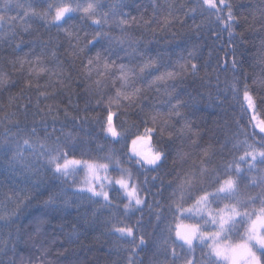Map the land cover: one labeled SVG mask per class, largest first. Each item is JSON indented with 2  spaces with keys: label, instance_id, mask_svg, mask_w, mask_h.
Wrapping results in <instances>:
<instances>
[{
  "label": "trees",
  "instance_id": "16d2710c",
  "mask_svg": "<svg viewBox=\"0 0 264 264\" xmlns=\"http://www.w3.org/2000/svg\"><path fill=\"white\" fill-rule=\"evenodd\" d=\"M94 2L93 18L57 26L49 5L61 0H0V264H214L205 245L180 247L176 227L197 221L176 207L214 191L217 176L236 177L242 199L264 193V162L240 160L264 149L244 99L264 120V0H226L231 20L202 0ZM110 112L117 137L105 131ZM146 128L158 167L131 153ZM52 149L108 163L113 180L130 172L143 203L125 209L115 184L108 201L82 191L88 176L56 173Z\"/></svg>",
  "mask_w": 264,
  "mask_h": 264
},
{
  "label": "snow or ice",
  "instance_id": "6c2138e0",
  "mask_svg": "<svg viewBox=\"0 0 264 264\" xmlns=\"http://www.w3.org/2000/svg\"><path fill=\"white\" fill-rule=\"evenodd\" d=\"M10 2L11 0H7L5 8ZM97 6L98 4L94 0H89L86 5L79 2L74 3L73 0H61L59 4L49 5V8H54V15H52L51 21L59 26L61 22H66L71 17V14L75 12H82L91 19L95 15ZM199 6L202 10L210 12L215 10L217 13L221 11L220 6L228 7V18L229 20L232 19L231 8L226 4V0H202ZM44 15L47 17L48 14L45 13ZM217 19H220V17L217 16ZM4 20L5 16L0 13V22ZM93 23L99 25L101 20L93 19ZM121 23H125V21ZM96 35L100 36V33ZM98 58L99 54L97 55ZM91 63L92 61L89 60V64ZM145 67H150V65H145ZM121 68H123V65H121ZM191 68L195 71L196 65L193 64ZM141 70L143 71V69ZM168 75L171 76L172 73H168ZM3 82V77L0 76V83ZM136 91L139 90L137 89ZM120 95L121 93L117 92V97ZM124 99H131V94L124 95ZM245 99L249 101V107L254 106L247 91L245 92ZM112 116L113 114L110 112L107 117L105 131L112 137H117L120 133L112 123ZM255 127L259 128V133L264 134V120L258 121ZM152 131L153 129L151 128L145 129L146 133H151ZM137 139H142V137H137ZM260 140L264 143V135H261ZM136 142V140L132 141L134 145ZM24 143L28 144V141L25 140ZM248 147L251 148V146ZM137 155L140 157L137 163L142 166L146 164L158 167L163 158V153L158 150L149 151L148 153H137ZM258 156L264 162V149L257 150L252 148L251 151L246 150L240 160L247 161L248 158H251V161H255ZM48 163L53 166L56 173L63 176L73 174L76 171V166L83 165L87 170L88 179L86 180V188L81 190L90 192L93 197H103L105 201H108L109 193L105 190V187L106 185L112 186L115 184L119 186V190H122L127 198L128 202L124 205L125 209L134 208L143 203L137 185L132 183L131 173L126 170L121 169L119 178L113 180L107 176L108 163L68 159L67 153L59 149L49 150ZM239 171V165H237L236 172L239 173ZM206 172L207 169L202 168L200 176L203 177ZM101 173H104V175H101ZM198 179L195 174L188 177L184 184L181 185V190L184 187L191 188ZM215 183L218 187L214 191L200 189L201 194L194 197L193 203L189 207L184 208L182 204L177 205V212L182 215L187 214L184 215L185 219L198 218V220L203 221V224L197 222L176 227V239L183 242L180 247L186 245L191 250L194 241L205 245L209 249L208 255L213 258L214 264H264V193H260L255 197L249 196L246 200L242 199L238 180L233 175H226L223 178L217 176ZM181 200H183V196ZM257 200H259V208L252 207L249 210V205H255ZM221 201H228V203H224L223 207L212 208L213 204H218ZM209 225L212 226L213 230L208 229ZM115 231L122 236H133L131 227L116 228ZM140 243H144L143 237L140 238ZM175 255V249H173V256ZM185 264H193V262L187 260Z\"/></svg>",
  "mask_w": 264,
  "mask_h": 264
},
{
  "label": "rangeland",
  "instance_id": "374dc122",
  "mask_svg": "<svg viewBox=\"0 0 264 264\" xmlns=\"http://www.w3.org/2000/svg\"><path fill=\"white\" fill-rule=\"evenodd\" d=\"M249 94V93H248ZM249 96L251 97L252 101H253V105H254V99L252 97L251 94H249ZM245 99V97H244ZM245 105H247L248 110L250 111V114L253 116L254 119V125H257L258 121L263 120L261 118H259V116L256 114V105H254L253 107H249V101L247 99H245ZM112 120H113V116H112ZM256 129L259 131V128L256 127ZM152 135H153V131L151 133H146L144 132L143 135L141 136L142 139H137L136 144L133 146V150L131 151L132 156L137 157L138 159H140V157L137 155V153H148L149 151L154 152L155 150H153L152 148ZM251 159V158H250ZM259 156L257 157V160H259ZM254 162V161H252ZM79 167H81L79 170H81L85 176H88L87 174V170L83 165H80ZM101 175H104V173H101ZM86 188V187H84ZM215 204L212 205V208L215 209L216 207L214 206ZM187 215V214H185ZM197 222L203 224L202 220H198V218H195ZM196 223V222H195ZM189 223H184V222H180L179 225L183 226V225H188ZM190 224H194V223H190ZM209 230H213L212 226H208ZM195 244H200L197 241L193 242V245Z\"/></svg>",
  "mask_w": 264,
  "mask_h": 264
}]
</instances>
